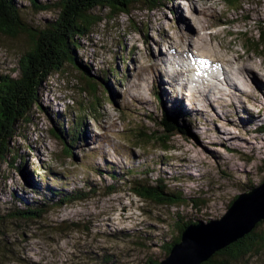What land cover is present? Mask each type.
I'll list each match as a JSON object with an SVG mask.
<instances>
[{
    "label": "rangeland",
    "instance_id": "1",
    "mask_svg": "<svg viewBox=\"0 0 264 264\" xmlns=\"http://www.w3.org/2000/svg\"><path fill=\"white\" fill-rule=\"evenodd\" d=\"M16 1L29 31L16 37L0 32V76L13 78L20 76V60L32 50L37 31L55 22L61 12L60 0H36V8L30 0ZM235 1L228 6L225 0H164L155 10L135 5L130 14L113 20L105 8L91 12L102 21L84 38H76L81 47L74 54L91 76L66 64L63 72L42 82L39 100L48 113L33 107V122L18 123L19 135L27 137L33 150L21 136L8 141L9 151L28 155V163L19 165L25 176L16 169L19 156L10 165L0 163V264L161 262L167 257L161 247L178 237V226L220 219L235 197L264 181V149H259L264 132L252 133L264 124L260 85L249 83L248 95L234 100H220L215 91V85L224 82L222 73L231 78L235 62L245 64V70L254 67L264 81V0ZM193 40V53L203 59L188 52ZM257 41L260 47L254 51ZM164 56L178 59L182 66L180 57L186 56L199 82L192 84L205 89L211 101L196 91L191 94L197 100L179 91L164 76ZM114 66L118 73L109 74L102 85L100 72ZM91 80L100 85L95 97L109 95L114 106H97L86 90L88 84L96 90L87 82ZM93 102L97 120L83 113ZM172 113L183 119L180 126L187 136H174L167 143L140 139L142 134L162 137L158 123ZM79 117L80 137L71 144L66 133ZM57 127L63 139L51 135ZM48 169L59 176H47ZM140 171L152 172L151 181L162 178L167 190L183 193L186 202L170 206L134 196L127 181ZM46 185L65 191L90 185L94 193L82 202L50 203L34 221L10 217L9 209L32 204L37 198L32 193ZM110 187L115 191L109 192ZM43 205L39 200L34 207ZM260 230L264 224L255 231ZM238 264H264V248Z\"/></svg>",
    "mask_w": 264,
    "mask_h": 264
},
{
    "label": "trees",
    "instance_id": "2",
    "mask_svg": "<svg viewBox=\"0 0 264 264\" xmlns=\"http://www.w3.org/2000/svg\"><path fill=\"white\" fill-rule=\"evenodd\" d=\"M30 1L35 8L36 5H39L36 0ZM163 1L164 0H60L58 5L61 8V12L57 20L37 31L38 35L32 50L20 60V76L18 78L0 76V163L10 165L12 161L16 160L17 156H19V164H17L16 169L19 168L22 161L28 163L27 154L23 156L9 151L8 141L10 138L21 136V138L28 143L26 136L19 135L18 123L20 121L27 124L33 122L29 112L33 107L42 110L44 113H48L47 108H44L39 100L42 82H46L53 74L63 72L66 64L75 65L89 77L91 76L88 66L86 67L77 61L74 54L75 51L79 50L81 47V44L76 38L79 36L84 38L89 34L90 29L94 28L102 21L101 18L91 15L92 11L105 8L109 11L112 16L111 20H113L122 14H130L135 5H143L152 11L162 5L164 3ZM225 2L228 6H231L237 1L225 0ZM46 8V6L41 7L43 10ZM26 31H29V29L22 23L17 1L0 0V32L11 37H16L20 33ZM262 36L263 32L260 30L259 37ZM259 47L260 43L257 41L251 49L255 51V48ZM120 59L124 63L127 62L125 55H120ZM117 73L118 70L115 66L100 72L102 79L100 81L101 84L104 85L105 79L108 78L109 74L116 76ZM95 77L99 80L98 76ZM123 80L124 79L121 78L120 82H123ZM87 82L92 84V86H96L94 87L96 90H92L88 84L86 86L88 93H92L94 97L98 92L100 93V85L92 80ZM95 100L98 107H100L101 102H103V104L107 102L114 106V101H112L109 95H105L101 99L95 97ZM85 104L88 103L86 102ZM83 113H87L93 120H97L99 117L94 102L90 103ZM80 122L81 119L79 117L76 119V123H71L69 127L70 132L68 131V133H66V135L69 136L67 139H70L69 141H71V144L76 143L80 137V131H78ZM183 123V119L179 120L178 116L174 115V113L171 115L166 114L158 123L159 127L163 128L164 131L162 137L158 138L157 136L155 137V135L147 137L142 134L140 135V139L143 141L145 140V142H150L152 140L167 143L174 136H187L188 132L180 126V124ZM50 132L53 137H62L63 139L60 127L50 130ZM257 132H264V124L261 123L252 130L254 134ZM27 149L33 150L30 144L27 146ZM164 150L167 151L168 148ZM64 153L67 154L66 151H64ZM18 170L25 176L24 170L22 171L21 167ZM151 173L152 172L149 171L135 173V177L127 181L129 192L134 194V196L150 200L157 204L174 206L186 202L183 193L169 192L162 178L151 181ZM46 175L51 178H57V176H59L54 173L52 169H48ZM113 177L116 178L115 175ZM66 184L68 185L67 182ZM23 189L27 190V188L24 187ZM86 189H89V191H85ZM108 191L112 193L115 189L110 187ZM93 193L94 191L90 185L85 188L73 189L70 191L46 185L44 189L40 191L35 190L32 193V195L37 196V198L32 201V204L24 203L23 208L12 207L13 209H9L8 213L10 217L18 220L34 221L45 212L50 203H52L51 205L53 206H62L68 203L82 202L88 199L89 195ZM45 196L49 197L50 200H46ZM12 197L14 200V195H12ZM236 198L237 197H235L231 203ZM39 200L43 201L44 205L41 206L39 210H36L34 206L38 204ZM177 224L178 223H176L175 226H177ZM191 224L193 223L185 222L178 226V237L171 244L162 245L161 248L165 251L167 256L173 245L180 241L182 232ZM263 224L264 221H261L249 235H246L243 239L217 252L207 262L202 264H238L246 256L264 248V231H255ZM73 226L76 227L77 224ZM147 264H159V262L150 260Z\"/></svg>",
    "mask_w": 264,
    "mask_h": 264
},
{
    "label": "water",
    "instance_id": "3",
    "mask_svg": "<svg viewBox=\"0 0 264 264\" xmlns=\"http://www.w3.org/2000/svg\"><path fill=\"white\" fill-rule=\"evenodd\" d=\"M264 221V181L240 194L218 220L189 225L159 264H202L214 254L249 235Z\"/></svg>",
    "mask_w": 264,
    "mask_h": 264
},
{
    "label": "bare ground",
    "instance_id": "4",
    "mask_svg": "<svg viewBox=\"0 0 264 264\" xmlns=\"http://www.w3.org/2000/svg\"><path fill=\"white\" fill-rule=\"evenodd\" d=\"M195 38H198V40H199V37H198L197 34L195 35L194 39ZM195 43L196 42L194 40L192 42H190V44H189L190 45V47H189L190 50H188V52L190 54L194 55V57L203 59L201 55L200 56H198V55L196 56L195 53H193V51H195V47H194L195 46ZM199 45H201V44H199ZM196 47H197V45H196ZM207 50H209V48ZM210 50L208 52H210ZM210 54H212V53H210ZM208 56H209V54H208ZM159 57H161V54L159 55ZM180 58H182L185 61V64H183V66H182V64H178V59L175 60V61L172 60L171 56H166V58H165V56L162 57V59H161L162 60L161 61L162 63L160 65L163 66L162 68L164 69V76H167L168 78H170L173 81V83H175L176 85H178L179 91L187 92V90H189L191 88V87H189V88H186L185 87V83L187 84V82L185 81V79H188V77L191 74V70H189V63H188L189 60H187L186 56H182ZM204 59H206V58H204ZM206 60H203V61H206L209 64H211V63L214 64V62H211L208 59H206ZM244 65L245 64L239 65L238 63L235 62V65H234V67H233V69L231 71V78L230 79L228 78L229 80L226 79L225 73H222L223 74L224 82L223 83H220L218 85H215V87L217 86L216 87V90H215L216 91V95L218 96V98H220V100H224L225 98L226 99H230L231 98V100H234L235 98L237 99V97H239L240 94L241 95L243 94V95H246L247 96L248 95L247 87L249 86V83H256L257 85H260L259 91L262 94L261 100H264V81H262L261 78H260V76H258L257 72L254 70V67H251L250 66L247 70H245ZM192 83L199 84L198 81H195V82L192 81V82H190V84H192ZM223 85H224V87H223ZM187 86H189V85H187ZM229 88H231V91H230ZM201 89H203V88H201ZM202 91L203 92L199 96H201V98L203 97L204 99H206L208 101H211L212 98L209 97V95L207 94L206 90L204 89ZM217 91L222 92L221 94L223 95V97L222 96H219V94L217 93ZM191 96L194 97V99L197 100V97L193 96V94H191ZM179 100H180V98H179ZM255 100L257 101V99H255ZM238 101H239V98H238ZM257 102H259L260 104H262V101H257ZM239 103H241V102H239ZM193 104H195V103H193ZM229 104L232 105L233 104V101L232 102L230 101ZM232 139H231V141H232ZM234 139H236V137ZM225 142H229V141H225ZM221 144H223V143H221ZM259 149L260 150L261 149H264V144Z\"/></svg>",
    "mask_w": 264,
    "mask_h": 264
}]
</instances>
